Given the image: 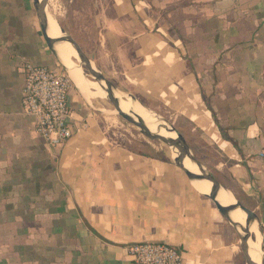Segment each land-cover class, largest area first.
I'll list each match as a JSON object with an SVG mask.
<instances>
[{"label":"crops","instance_id":"obj_1","mask_svg":"<svg viewBox=\"0 0 264 264\" xmlns=\"http://www.w3.org/2000/svg\"><path fill=\"white\" fill-rule=\"evenodd\" d=\"M81 3L97 68L190 124L202 163L264 223V0ZM23 60L61 65L35 1L0 0V264H132L143 241L183 264H243L236 229L174 159L115 138L77 87L72 139L47 144L22 109Z\"/></svg>","mask_w":264,"mask_h":264},{"label":"water","instance_id":"obj_2","mask_svg":"<svg viewBox=\"0 0 264 264\" xmlns=\"http://www.w3.org/2000/svg\"><path fill=\"white\" fill-rule=\"evenodd\" d=\"M34 1H35L37 15L40 20L41 30H42L44 39L48 47L51 49V51L58 57L60 64L64 68V70L68 73V68L61 61L59 54L56 50V46L59 43L68 42L74 47V49L76 50L78 54V57L81 59L82 67L84 71L86 72V75L92 77L94 81L100 84L102 89L107 93L106 98H108V100L113 104L114 108L116 109V111L119 113V115L123 119H125L129 123L138 127L148 139L158 140L168 145L171 148L178 149L179 155L175 157L174 161L176 165L185 172L187 177L190 179L192 185L194 181H203V180H208L212 183V188H211L210 193L203 194V195L206 196L216 206V208L219 210L222 216L236 229L238 233V237L241 241L240 248L245 257V264H258L251 258L248 252L249 240L253 237L250 231L251 226L255 223L258 224L259 230L262 235V242H261L262 263L261 264H264V223L261 221L258 215L252 209L244 205L234 194L233 196L235 197L236 202L232 205H223L219 201L218 199L219 192L224 187L222 186L220 181H218V179L211 172H209L207 168L204 166V164L194 155L192 148L190 144L188 143L187 139L175 126L169 124V122L166 120H159L157 121L158 129L156 132H154L149 128L146 121L140 115L136 113H128L122 110L121 100L120 98L116 96V92H118L119 90L104 75V73L97 68V66L93 63L92 59L86 54V52L84 51L82 46L79 44V42L72 35L68 34L66 30L63 29L61 26H59L61 30V34H62L60 37L54 38L49 35L48 5L51 0H34ZM122 93L130 97L133 101H138L135 96L128 94V93H124V92ZM143 106L147 110L152 112V110L147 108L145 105ZM162 129L166 130L168 133L176 134V137H166L162 135L161 134ZM186 159H190V162L198 168L199 172H194L186 168L185 166ZM237 209H240L244 214H246L245 225L237 223L232 218V215H231L232 212Z\"/></svg>","mask_w":264,"mask_h":264},{"label":"built area","instance_id":"obj_3","mask_svg":"<svg viewBox=\"0 0 264 264\" xmlns=\"http://www.w3.org/2000/svg\"><path fill=\"white\" fill-rule=\"evenodd\" d=\"M22 109L35 119L36 130L51 146H63L74 135L71 92L74 82L59 65L23 60ZM132 264H183L182 249L165 242H139L130 249Z\"/></svg>","mask_w":264,"mask_h":264},{"label":"rangeland","instance_id":"obj_4","mask_svg":"<svg viewBox=\"0 0 264 264\" xmlns=\"http://www.w3.org/2000/svg\"><path fill=\"white\" fill-rule=\"evenodd\" d=\"M54 2V3H52ZM51 7L49 8V13L57 19L60 26L66 30V32L72 35L82 46V48L87 50V32L88 29H80L77 26L78 20L75 19L77 8H81V0H52ZM54 7H53V6ZM60 5V6H59ZM55 9V10H54ZM86 34V35H85ZM86 52V51H85ZM87 53V52H86ZM88 54V53H87ZM91 80L92 77L89 76ZM94 81V80H93ZM76 87V86H75ZM90 105V109L94 111L98 118L104 122L106 130L114 134L115 138L118 140L136 148L154 151L155 149H161L166 154H169L173 159V148L164 144L158 140H150L148 139L141 130L135 125L129 123L125 119H123L119 113L114 108L113 104L106 97H97L92 100V102H87ZM152 113L158 116L157 121L166 120L169 124L175 126L187 139L190 144L194 155L201 161L209 160L206 154L208 153V149H203L202 142L199 139L198 133L193 131V128L190 124L183 121L178 117H174L167 114H162L154 109ZM116 117V118H115ZM115 121V122H114ZM209 172H212L214 168L209 163H203ZM251 209V208H250ZM239 243V253L242 259L243 264H245V257L240 248V239H237Z\"/></svg>","mask_w":264,"mask_h":264},{"label":"bare ground","instance_id":"obj_5","mask_svg":"<svg viewBox=\"0 0 264 264\" xmlns=\"http://www.w3.org/2000/svg\"><path fill=\"white\" fill-rule=\"evenodd\" d=\"M48 18H49V35L54 38L60 37L62 34L57 19L52 15V13H49ZM56 50L59 54L61 61L68 68V73L70 78L72 79V81L74 82L79 92L86 101L92 102V100L97 97L107 96V93L102 89L100 84H98L96 81L91 80L89 76L86 75V72L82 67L81 59L78 57L76 50L70 43L68 42L59 43L56 46ZM116 96L121 100L122 110L128 113H136L140 115L146 121V123L148 124L149 128L152 131L154 132L157 131L158 116H156V114L147 110L138 101H133L130 97L126 96L122 92L119 91L116 92ZM161 134L166 137H176V134L168 133L164 129L161 130ZM178 155H179V150L173 148V156L177 157ZM185 166L189 170H192L194 172H199L198 168L190 162V159L185 160ZM193 187L196 189L197 192L201 194H208L211 191L212 183L208 180L194 181ZM218 199L223 205H232L236 202V199L233 196V194L230 191H228V189L226 188L221 189L218 195ZM231 215L234 221L242 225H245L246 214H244L240 209L233 211ZM250 231L253 237L249 240L248 252L251 258L256 263L261 264L262 235L259 230L258 224L257 223L253 224L251 226Z\"/></svg>","mask_w":264,"mask_h":264}]
</instances>
